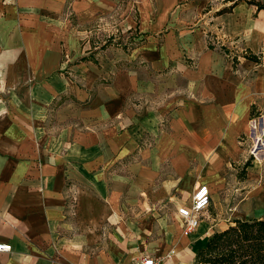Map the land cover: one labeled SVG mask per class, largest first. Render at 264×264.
<instances>
[{
  "label": "crops",
  "instance_id": "crops-1",
  "mask_svg": "<svg viewBox=\"0 0 264 264\" xmlns=\"http://www.w3.org/2000/svg\"><path fill=\"white\" fill-rule=\"evenodd\" d=\"M226 5L0 0V264H197L215 231L263 217L264 155L243 168L264 63L234 68L208 34L259 52L264 9ZM200 184L212 203L186 234Z\"/></svg>",
  "mask_w": 264,
  "mask_h": 264
},
{
  "label": "trees",
  "instance_id": "trees-1",
  "mask_svg": "<svg viewBox=\"0 0 264 264\" xmlns=\"http://www.w3.org/2000/svg\"><path fill=\"white\" fill-rule=\"evenodd\" d=\"M228 5L222 7L217 14L230 13L239 3L254 5L257 10L264 9V0H223ZM210 37L209 48L219 45V49L227 57L232 58L234 68L240 59L252 60L258 64L264 63V49L255 52L245 48L241 53L234 51L221 40L214 44ZM252 157L244 164L243 170L251 165ZM197 264H264V218L247 217L232 220L227 228L215 231L206 244L199 248L196 254Z\"/></svg>",
  "mask_w": 264,
  "mask_h": 264
},
{
  "label": "built area",
  "instance_id": "built-area-1",
  "mask_svg": "<svg viewBox=\"0 0 264 264\" xmlns=\"http://www.w3.org/2000/svg\"><path fill=\"white\" fill-rule=\"evenodd\" d=\"M263 117L259 121L254 117L252 120V127L256 130V125L260 120L264 123ZM262 137H258L260 142ZM255 151V149H254ZM212 203V195L207 185H198L192 195L191 203L189 205H181L177 209L178 216L182 223V228L186 234L193 232L200 224L203 213L208 210ZM12 248L10 243L0 242V252L10 251ZM176 252L171 250L161 255L141 254L134 258L131 264H175Z\"/></svg>",
  "mask_w": 264,
  "mask_h": 264
},
{
  "label": "rangeland",
  "instance_id": "rangeland-1",
  "mask_svg": "<svg viewBox=\"0 0 264 264\" xmlns=\"http://www.w3.org/2000/svg\"><path fill=\"white\" fill-rule=\"evenodd\" d=\"M225 45L229 46L233 51L234 53H241L243 50H241V47L240 45L237 47L236 44H231V43H228V42H224ZM245 49V48H244ZM260 117H262L263 115H259ZM259 117V118H260ZM264 120V119H263ZM256 130L257 132L259 131V124L256 125ZM262 137V140L260 142L258 141H252L248 144V143H245V149H247V152L249 153L250 157L252 156L253 159L255 160H258L257 163L261 165V162H259V160L261 159L260 156H263L264 155V136H261ZM255 149V151H254ZM248 157V159L250 158ZM260 167V166H259ZM262 167V166H261ZM240 174L237 173V178L240 177V175H243V178L246 177V173H244V171L242 172H239ZM246 182V181H245ZM246 184V183H245ZM260 194H264V193H256V194H253V197L254 198H257L258 195ZM245 196V195H244ZM252 196V195H251ZM227 213H234V214H238L240 217H244L246 215H252L254 213V209H234V210H228L226 211ZM258 212V211H257ZM258 214H261L264 218V211L262 212H258Z\"/></svg>",
  "mask_w": 264,
  "mask_h": 264
}]
</instances>
